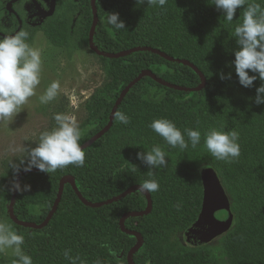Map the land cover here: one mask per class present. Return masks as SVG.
Segmentation results:
<instances>
[{"label":"trees","instance_id":"16d2710c","mask_svg":"<svg viewBox=\"0 0 264 264\" xmlns=\"http://www.w3.org/2000/svg\"><path fill=\"white\" fill-rule=\"evenodd\" d=\"M11 1L0 0V36L13 35L20 28L18 17L8 8ZM24 1L15 3L13 9L23 21L21 30L29 33L30 45L40 32L53 46L66 49L70 57L90 45L93 0H58L56 13L41 26L33 25L40 18H29L34 12L22 9ZM256 2L264 5V0ZM96 6L99 23L94 43L101 51L122 53L140 47L159 50L194 64L207 78V86L200 92H186L150 76L142 79L118 109L130 117V123L114 121L104 137L84 150L85 166L69 165L53 173L25 176L15 202V216L24 222L43 224L67 176L76 180L81 194L91 203L118 197L150 179L149 167L136 159V154L159 145L167 153L168 166L152 169L160 185L159 191L150 193L152 212L125 222L126 228L140 233L144 241L133 256L135 264H264V104L255 103L261 82L255 81L252 88L242 87L232 66L238 47L232 33L242 9L228 23L210 0H168L164 8L137 6L136 0H98ZM113 12L120 14L127 31L117 32L107 25L106 15ZM100 58L109 82L86 103L88 117L79 127L81 145L109 124L121 93L144 71L181 87L196 88L203 83L192 67L154 52ZM221 72L225 76L232 73V78L221 80ZM158 118L172 120L181 131L198 129L200 144L192 148L189 142L184 150L167 145L149 128ZM211 128L239 133L238 159L226 163L211 156L204 147V133ZM203 167L220 178L231 199L235 220L232 229L213 243L191 247L182 239L202 210ZM18 173L1 178L3 213L8 216V225L24 235L23 251L34 264H71L65 250L87 264H95L98 259L101 264H130L128 255L138 239L124 232L120 223L125 214L147 209L145 194L136 191L113 204L93 208L67 184L51 222L38 230L20 226L10 218ZM26 185L31 191L23 190ZM105 244L117 255H110L109 249L102 247ZM14 259L0 254V264H12Z\"/></svg>","mask_w":264,"mask_h":264},{"label":"clouds","instance_id":"9594fccd","mask_svg":"<svg viewBox=\"0 0 264 264\" xmlns=\"http://www.w3.org/2000/svg\"><path fill=\"white\" fill-rule=\"evenodd\" d=\"M167 2L168 0H136L137 6L147 4L148 7L159 8H164ZM210 3L223 13V18L228 23H232L237 10L242 9L232 33L238 46L234 50L232 66L242 87L252 88L255 81L261 82L256 88L255 103L264 104V5L256 0H210ZM106 23L117 32L127 31L118 12L107 13ZM28 37L29 33L24 30L0 36V121L13 117L22 106L29 103L30 98L37 96V88L41 84L42 52L28 43ZM220 78L231 79L232 73L225 76L221 72ZM60 88L58 80L49 83L43 93L38 95L39 103L46 105L55 100ZM53 119L55 125L50 130L41 132L38 143L31 148L24 171L35 168L49 174L69 165L85 166L86 154L80 143L81 129L70 115L56 113ZM114 119L124 125L130 123V117L122 111H116ZM149 128L172 148L184 150L188 148L189 142L192 148H196L201 142V132L198 129L185 128L181 131L167 118L152 120ZM238 141L239 133L236 130L211 128L204 133V147L216 160L226 163L239 158L241 149ZM166 156L167 153L159 145L136 154V159L150 169L147 173L150 179L139 183L137 193L159 191L160 185L152 169L167 167ZM23 190L31 191V186L26 185ZM176 207L179 209L180 205L177 204ZM24 241L23 234H19L7 223L0 222V252L10 249L15 257L12 264H34L33 258L23 251ZM102 247L108 248L110 255H117L107 244ZM64 256L71 264H87L79 256L72 257L70 250H65ZM95 264H101L100 260Z\"/></svg>","mask_w":264,"mask_h":264},{"label":"rangeland","instance_id":"374dc122","mask_svg":"<svg viewBox=\"0 0 264 264\" xmlns=\"http://www.w3.org/2000/svg\"><path fill=\"white\" fill-rule=\"evenodd\" d=\"M50 2L43 0V7L48 9ZM22 9L29 13L35 11L30 0L23 2ZM33 47L42 52L41 84L37 88V96L30 98L29 103L22 106L13 117L0 121V190L3 175L20 172L27 167L30 150L38 143L40 133L55 125L54 114L70 115L80 127L88 117L85 107L87 101L109 82L103 61L90 45L70 57L66 49L53 46L40 32ZM55 80L61 84L57 97L49 104H40L38 95ZM200 174L203 181L212 177L208 167H203ZM0 222L8 224V216L3 213L1 194ZM0 254L13 256L10 249Z\"/></svg>","mask_w":264,"mask_h":264},{"label":"water","instance_id":"95a60500","mask_svg":"<svg viewBox=\"0 0 264 264\" xmlns=\"http://www.w3.org/2000/svg\"><path fill=\"white\" fill-rule=\"evenodd\" d=\"M19 1H21V0L11 1L8 5V8L12 13H14L18 17L19 22H20L19 30H21L22 26H23V21L19 17V15L17 14V12H15V10L13 9L14 4L19 2ZM97 1L98 0L92 1L93 11H94V24H93L91 35H90V47L99 57L122 58V57H126V56H129V55L137 53V52H142V51L154 52V53L162 55L163 57H165L166 59H168L170 61L178 62V63L185 64V65L192 67L200 75L203 83L200 87H196V88L181 87V86L173 85L169 82H166L161 78H158L152 71H144L132 83H130L126 87V89L121 93V95H120V97H119V99H118V101H117V103L113 109L109 124L100 133H98L96 136H94L90 141H88L82 145L84 150H86L89 147H91L92 145H94L97 141H99L102 137H104L112 129V127L114 125V121H115L114 113L116 111H118L119 106L121 105V103L123 102L125 97L128 95V93L135 86H137L142 81V79H144L145 77L150 76V77L156 79L159 83H161L167 87L174 88V89L181 90V91H186V92H200L207 86V78L194 64L190 63L189 61L175 59V58L170 57L169 55H167V54H165L159 50H155L152 48L140 47V48H134L131 50H127V51L122 52V53H105V52L101 51L99 48H97L95 43H94V37H95V33H96L97 26L99 23V15H98V10H97V6H96ZM57 2H58V0H51L48 9H45L43 7V5L39 2V0H33V4L36 8V12L34 13V15H32L30 17V20H33L36 17L41 19V21L39 23H34L33 25L34 26H41L46 19L54 16V14L56 13V9H57ZM3 36H5V35H3ZM38 172H41V171L33 168L31 171H24L23 170L17 174L16 187H15L13 198H12L11 205L9 208L10 218L15 223H17L18 225L23 226V227L33 228V229H38V230L47 227L49 225V223L51 222L52 218L54 217L55 213L57 212L59 205L62 201L64 189H65V186L67 184L72 185L74 191L77 193L78 197L80 198V200L85 205L93 207V208L103 207V206H107V205L113 204L115 202H118V201L128 197L132 193L136 192L137 189L139 188V186L132 187L118 197H115V198L108 200L106 202L94 204V203L87 201L83 197V195L81 194V192L77 186L76 180L72 176H67L61 182L59 196H58V199H57V202H56L54 208L50 212L46 221L43 224L38 225L35 223H29V222L21 221L15 216V213H14L15 202H16L17 196L20 192V188L22 185L23 178L27 175L38 173ZM145 195L148 199L147 209L144 211H141V212H131V213L125 214L121 220V223H120L121 229L124 232H126L129 235H133V236L137 237V239H138L136 246L130 251V253L128 255V261L130 264H135V262L133 260V256L142 248L144 241H143V237L140 233L135 232L133 230H128L126 228L125 222L130 217H143V216L149 215L152 212V209H153L152 196L150 193H146ZM234 220H235V217H234V214L232 211L231 199H230L229 195L227 194L225 188L223 187L220 178L218 177L217 174H215L208 181H204V199H203V205H202L201 213H200L198 219L184 232L183 240L187 245H189L191 247H201L204 245L211 244L214 241H216L217 239H219L220 237L227 234L232 229V227L234 225Z\"/></svg>","mask_w":264,"mask_h":264},{"label":"flooded vegetation","instance_id":"af4514ba","mask_svg":"<svg viewBox=\"0 0 264 264\" xmlns=\"http://www.w3.org/2000/svg\"><path fill=\"white\" fill-rule=\"evenodd\" d=\"M34 7H35V6H34ZM15 12H16V11H15ZM35 12H36V8H35V11H34V13H35ZM34 13H33L32 15H34ZM17 14H18V13H17ZM32 15H31V16H32ZM31 16H30V17H31ZM30 17H29V18H30ZM36 18H37V17H36ZM34 19H35V18H34ZM185 244H186V243H185Z\"/></svg>","mask_w":264,"mask_h":264}]
</instances>
